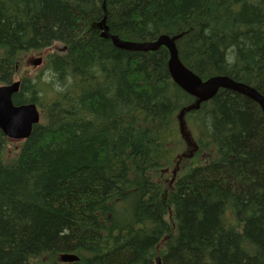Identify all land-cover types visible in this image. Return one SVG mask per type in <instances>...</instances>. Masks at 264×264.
I'll list each match as a JSON object with an SVG mask.
<instances>
[{
    "label": "trees",
    "instance_id": "1",
    "mask_svg": "<svg viewBox=\"0 0 264 264\" xmlns=\"http://www.w3.org/2000/svg\"><path fill=\"white\" fill-rule=\"evenodd\" d=\"M103 18L264 95V0H0V85L41 108L29 138L0 129V264H264L260 105L220 89L196 107L165 46L118 47Z\"/></svg>",
    "mask_w": 264,
    "mask_h": 264
},
{
    "label": "water",
    "instance_id": "2",
    "mask_svg": "<svg viewBox=\"0 0 264 264\" xmlns=\"http://www.w3.org/2000/svg\"><path fill=\"white\" fill-rule=\"evenodd\" d=\"M99 26L102 29V36L111 38L116 46L124 49L155 50L161 45H165L170 52L168 65L172 77L178 85L197 96L200 101L213 97L220 87H225L249 96L258 102L264 111V95L255 88L227 76H214L202 80L188 69L179 58L174 40L168 35H162L153 42H132L124 40L118 35H112L106 25V19H103ZM41 62V57L34 60L36 65ZM20 85V80L0 85V129L7 137L16 140L29 138L33 126L40 122V111L36 103H14L13 96L19 91ZM61 259L64 262H72L78 261L79 257L71 253H63ZM157 264H161L159 258H157Z\"/></svg>",
    "mask_w": 264,
    "mask_h": 264
},
{
    "label": "rangeland",
    "instance_id": "3",
    "mask_svg": "<svg viewBox=\"0 0 264 264\" xmlns=\"http://www.w3.org/2000/svg\"><path fill=\"white\" fill-rule=\"evenodd\" d=\"M63 50V46L60 44V43H55L52 47L50 48H46L45 50L43 51H40V52H34L32 53L31 56H29L28 58H26V62L27 63H24V68L22 70V72L26 73L27 75H29L30 77L31 76H35L37 75V73L42 69L43 67V64L41 65H36L34 64L32 61L29 62L31 59L35 58V57H42L44 60H43V63L45 61V56L51 52H62ZM15 144H9L8 145V150H9V157H12L13 156V149L15 148Z\"/></svg>",
    "mask_w": 264,
    "mask_h": 264
},
{
    "label": "bare ground",
    "instance_id": "4",
    "mask_svg": "<svg viewBox=\"0 0 264 264\" xmlns=\"http://www.w3.org/2000/svg\"><path fill=\"white\" fill-rule=\"evenodd\" d=\"M103 19H105V18H103ZM103 19H102V21H103ZM102 21H100V23H101ZM100 23H99V24H100ZM99 24H98V27L100 28ZM100 30H101V36H102V29L100 28ZM102 37H104V36H102ZM104 38H107V37H104Z\"/></svg>",
    "mask_w": 264,
    "mask_h": 264
}]
</instances>
